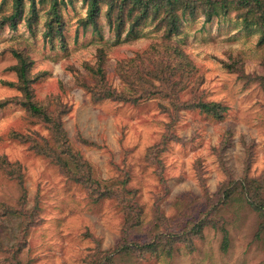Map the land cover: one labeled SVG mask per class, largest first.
Segmentation results:
<instances>
[{"label": "rangeland", "instance_id": "rangeland-1", "mask_svg": "<svg viewBox=\"0 0 264 264\" xmlns=\"http://www.w3.org/2000/svg\"><path fill=\"white\" fill-rule=\"evenodd\" d=\"M91 1L22 0L10 21L15 4L0 0V264H264L259 211L216 205L245 163L249 179H264L261 28L197 9L177 12L176 35L159 18L133 31L127 22L118 35L111 0H93L95 24ZM51 12L61 23L52 34ZM16 55L32 101L61 121L70 156L135 204L137 226L127 230L119 199L73 180L75 165L56 159L57 135L21 104ZM158 65L176 68L162 84L151 76ZM102 83L130 102L101 98ZM198 102L224 108L214 117ZM215 205L220 224L194 235Z\"/></svg>", "mask_w": 264, "mask_h": 264}, {"label": "trees", "instance_id": "trees-1", "mask_svg": "<svg viewBox=\"0 0 264 264\" xmlns=\"http://www.w3.org/2000/svg\"><path fill=\"white\" fill-rule=\"evenodd\" d=\"M13 2L16 10L14 14L10 15V21H14L23 8L22 0H13ZM197 9L202 10L206 20H210L212 17L226 16L233 12L239 19H241L244 26H259L262 30L261 41L262 43L264 42V0H111L106 16L109 21H112L113 19L116 23V31L118 32V35L125 28V23L127 22L130 24V31H133L134 27L139 26L144 20L148 18L157 20L159 18V23H164L165 25L167 36H172L178 33L179 16L177 12L181 11V15L183 16L186 13L193 16ZM98 10L97 2L92 0L88 11L89 19L92 24H95V17L97 16ZM113 13L115 14L114 18ZM50 15L51 17L47 24V32L50 34L55 30H58L59 32L61 23L57 13L53 12L52 15L51 12ZM28 20L30 22V19ZM175 54L178 58L183 59L179 51L175 52ZM16 57L19 60L18 68H15L21 82L19 89L23 90L25 96L24 101H22L21 104H23L32 116L43 118L44 123L50 125L53 134H55V136L57 135L61 148L55 153L56 159L60 162H64L65 165H67V161L75 165L70 174V177L73 180L79 181L93 191L99 192L102 197L108 196L119 199L120 204L123 206V211L125 212V224L127 230L137 226L139 224V213H135L134 211L135 204H133L131 200L124 199L120 192L113 189L102 188V186L92 178L87 163L81 162L79 158L74 159L73 156H70V148L67 145L61 121L56 120L53 116L47 114L43 107L32 101L25 59L20 55H16ZM183 63L186 64L183 60L180 65L181 68L184 67ZM166 70L168 71L166 72ZM174 70H176L175 66L158 65L155 71L151 73V76L162 84L164 75ZM93 75L97 78V82H103L104 72L101 67H98ZM100 89H105L101 98L118 100L120 102H130L129 97L107 90L108 88L105 87L103 83L100 85ZM135 102L136 101H133L132 103ZM4 104L5 102L0 103V107ZM192 107H196L200 109L201 112H205L214 117H219L222 113L221 110L224 108L219 104L202 102H198L195 105H192ZM248 170L249 162L245 163L243 175L238 179H232L226 183V186L221 190V196L218 197L216 205L222 206L223 204L234 201L249 205L251 208L259 211L261 229L264 230V198L261 196V190L264 188V179L261 178L259 181L256 179H249L247 177ZM216 205L212 210H209L204 214L200 221L192 227V233L194 235H199L206 225H212L214 227L220 224L221 219L213 217V213L217 212L218 209L216 208ZM214 218H216L217 221H211ZM223 225L224 224L222 223L221 231L224 233V238L226 240L227 233ZM174 236H177V234H174Z\"/></svg>", "mask_w": 264, "mask_h": 264}]
</instances>
